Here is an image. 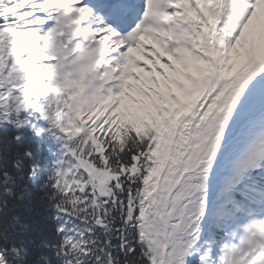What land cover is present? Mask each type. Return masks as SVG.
<instances>
[{"label": "snow or ice", "instance_id": "snow-or-ice-1", "mask_svg": "<svg viewBox=\"0 0 264 264\" xmlns=\"http://www.w3.org/2000/svg\"><path fill=\"white\" fill-rule=\"evenodd\" d=\"M0 264H264V0H0Z\"/></svg>", "mask_w": 264, "mask_h": 264}]
</instances>
